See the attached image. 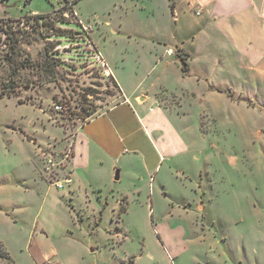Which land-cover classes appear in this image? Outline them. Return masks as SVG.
<instances>
[{
    "label": "rangeland",
    "instance_id": "1",
    "mask_svg": "<svg viewBox=\"0 0 264 264\" xmlns=\"http://www.w3.org/2000/svg\"><path fill=\"white\" fill-rule=\"evenodd\" d=\"M72 1L0 0V18L50 13L61 33L25 46L32 66L17 71L12 95L0 93V207L16 219L0 210V241L12 263L264 264V43L247 44L230 23L205 24L208 12L192 6L175 22L167 0ZM82 25L124 88H149L156 103L143 107L164 116L160 132L137 135L140 179L114 181L99 199L55 184L77 130L117 100L76 38Z\"/></svg>",
    "mask_w": 264,
    "mask_h": 264
},
{
    "label": "crops",
    "instance_id": "2",
    "mask_svg": "<svg viewBox=\"0 0 264 264\" xmlns=\"http://www.w3.org/2000/svg\"><path fill=\"white\" fill-rule=\"evenodd\" d=\"M167 1L175 22L178 21L179 12L184 5L192 6L196 7V11L200 12L199 16L205 14L206 11L208 12L205 24L217 27V24L230 23L234 26L235 30L241 28L246 31L247 44L252 45L254 39H259L264 43V0ZM229 36L235 45L238 37L233 33H229ZM90 37L98 50L92 33H90ZM177 42L179 43H177L178 47L187 52L183 46V41L177 39ZM235 50L239 54L246 55V57H250L252 54L247 46L246 48L235 46ZM168 54L164 50L158 57L159 61L162 62ZM170 55H173V53ZM188 55L190 56L189 53ZM164 64L167 66L168 61L166 60ZM107 67L117 84L120 95L113 104L84 122L83 126L77 130L71 158L68 160L69 163L65 171L62 172L63 179H69L65 184L68 187L73 186L71 187L72 191H75L77 187L84 188L87 193V188H90L93 193H100L96 196L98 199L102 197L103 187L110 186L114 181H121L123 177L130 181L140 179V171L136 170V163H138L139 159L145 160L146 154L138 148L137 135L139 132H142L144 136L150 135L151 132H160L162 117H164L161 109L160 111L158 109L157 113H155L151 108L145 109L143 107L145 103H156L153 101L155 100L153 98L154 95L150 94L149 88L140 92L136 88V90H133L134 92H129V90L124 88L123 83L119 79V75L116 73L118 70L114 72L110 66ZM162 124L164 125V123ZM164 127L168 128L169 126L166 124ZM126 144L132 147L131 150H126ZM114 169L118 171L117 179H115V176L113 177ZM147 171H149V167ZM111 191L113 192V190ZM138 193L140 192L138 191ZM118 194L128 197V194L124 191ZM105 196L108 198L109 194ZM111 196L113 197L114 194ZM88 197L93 198V195H89ZM0 210L8 216V220L16 222V219L12 217V213L7 212V209L0 207ZM9 258L12 263L13 259L11 256ZM0 264L7 263L4 259L0 258Z\"/></svg>",
    "mask_w": 264,
    "mask_h": 264
},
{
    "label": "trees",
    "instance_id": "3",
    "mask_svg": "<svg viewBox=\"0 0 264 264\" xmlns=\"http://www.w3.org/2000/svg\"><path fill=\"white\" fill-rule=\"evenodd\" d=\"M64 2L65 5L68 3H70L71 5L73 4V1L69 0H64ZM30 16L33 18L32 22H28L27 19L23 20L21 18H0V67H3L5 75L7 76L6 78L0 79L1 94L6 93L8 96L12 95L13 88L17 85V71L20 68H30L32 66L33 63H31L30 59L28 58V53L26 51L25 46L32 45L33 43L41 39H47L50 36L61 35V33H58L56 29H53V25H50V13H36ZM21 23H23V26ZM25 23L28 24V27L30 29L24 27ZM49 26H51L53 33H46L48 29L50 30ZM80 28L82 30V26H80ZM80 33L81 35L76 38L82 39L85 42V45L90 48V55L88 58H91L96 68L103 75H105L106 78L111 80L113 86L116 88L115 94L113 95L116 99H118L120 91L117 87L115 80L110 74L106 75L101 69V67H99L93 59L94 53L96 52L97 48L94 46L93 42L88 39L90 37V34L86 33L83 30ZM188 56L189 55L187 52L182 49H179L177 57L181 62V68L184 73H187L188 71ZM8 83L12 84V87H8ZM27 137L30 139L29 136ZM121 211H125V207H122ZM98 214L99 220H101L102 210H99ZM0 258H9V255L7 254L1 242Z\"/></svg>",
    "mask_w": 264,
    "mask_h": 264
},
{
    "label": "built area",
    "instance_id": "4",
    "mask_svg": "<svg viewBox=\"0 0 264 264\" xmlns=\"http://www.w3.org/2000/svg\"><path fill=\"white\" fill-rule=\"evenodd\" d=\"M196 14L199 15L200 12L199 11H196ZM82 30L83 31H87L88 28L86 26L82 25ZM167 52L169 54L174 53V51H173L172 48H169L167 50ZM93 59L96 62V64L99 67H101V69L104 71V73L106 75H109L110 74L109 69L107 67V64H106L104 58L102 57V55L100 54V52L98 50H96V52L94 53ZM56 108L62 109V107L60 105H57ZM53 159H54V155L53 154L48 153V155H46V169L49 170V171H52V167H54L55 164H56V162L53 161ZM68 181H69V179H67V178L63 179L62 181L61 180H56L55 181V184H56L57 187L63 188L64 187V183H66Z\"/></svg>",
    "mask_w": 264,
    "mask_h": 264
},
{
    "label": "water",
    "instance_id": "5",
    "mask_svg": "<svg viewBox=\"0 0 264 264\" xmlns=\"http://www.w3.org/2000/svg\"><path fill=\"white\" fill-rule=\"evenodd\" d=\"M118 178V171L116 170V172H115V179H117ZM91 251H93V249L91 248Z\"/></svg>",
    "mask_w": 264,
    "mask_h": 264
}]
</instances>
